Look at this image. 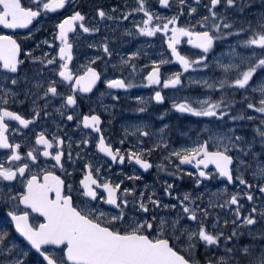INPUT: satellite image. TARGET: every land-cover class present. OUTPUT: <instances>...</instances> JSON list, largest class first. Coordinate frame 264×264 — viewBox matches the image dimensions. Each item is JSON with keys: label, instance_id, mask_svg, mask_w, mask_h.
Listing matches in <instances>:
<instances>
[{"label": "snow or ice", "instance_id": "obj_1", "mask_svg": "<svg viewBox=\"0 0 264 264\" xmlns=\"http://www.w3.org/2000/svg\"><path fill=\"white\" fill-rule=\"evenodd\" d=\"M157 4L175 10L163 15ZM49 14H56L51 38L25 45L23 52L16 36L0 31V264H264V0H123L96 6L91 16L74 0H0V25H32L28 36ZM119 32L142 38L159 34L166 48L152 58L147 51L152 44L145 40L122 53L110 47ZM84 34L100 35L99 41L85 43L101 51L74 68L73 46ZM185 43L199 51L184 48ZM218 44H227V63ZM114 53L110 74L107 64ZM141 56L147 64H138ZM96 61L105 65L99 71ZM173 63L175 70L162 74V66ZM140 70H146L141 83L154 91L132 97L139 104L154 100L158 110L163 89L170 88L182 93L178 100L169 97L172 109L211 118L188 129L179 147L165 138L168 124L155 127L140 120L113 142L105 137L97 111H77L83 94L94 88L119 101L113 90L133 87L127 76ZM200 73L209 75L194 79ZM192 84L220 94L185 92ZM236 104L243 110L235 112ZM167 111L158 114L165 117ZM55 117L54 130L43 126ZM68 122L80 130L77 138L61 133ZM30 127L39 129L34 143L26 135L16 138ZM156 149L164 155L155 167L169 177L158 184L132 183L140 179L138 173L119 167L113 178L91 159L103 153L111 158L108 169L127 160L147 171ZM187 165H195L188 174L197 187L179 190L171 178H180ZM225 208L230 219H223L222 228L216 210ZM245 234L247 243L241 239Z\"/></svg>", "mask_w": 264, "mask_h": 264}, {"label": "flooded vegetation", "instance_id": "obj_2", "mask_svg": "<svg viewBox=\"0 0 264 264\" xmlns=\"http://www.w3.org/2000/svg\"><path fill=\"white\" fill-rule=\"evenodd\" d=\"M75 3L82 6V10L87 11L89 13V16L92 15L94 8L96 6H104V7H110L112 4H123V0H74ZM131 2V0H129ZM156 8L158 11H160L163 15H171L172 12L175 10L169 9L165 10L161 7V5H156ZM57 14L61 15L63 14L62 10H57ZM139 19V17H137ZM56 20V14H49L44 20L40 21V23L43 24V27L39 31H33L31 36H28V32L32 30V25L28 26L27 28H18V29H5L4 26L0 25V31H6L8 34H12L17 37L18 42H21V49L23 52V49L25 45L27 46H33L36 40H41L42 38H51V25ZM37 21H33V24H36ZM127 26V25H125ZM101 32L104 33L103 26H101ZM108 35H112V33H106ZM71 35V34H70ZM117 41L114 43H110V47L118 48L122 53L126 52L130 49H135L138 47H142L145 43V40H148L150 42H157V37L155 38H142L138 36H132L128 37L126 33L119 32L117 33ZM122 37V39H121ZM99 41L100 35L98 34H84L79 38L78 43H74L73 51V62L71 64L72 67H76L78 63H84V57L86 55H98L101 50L99 49H93L86 46V41ZM124 41H127L125 43ZM184 47V46H183ZM150 49H147V51L150 54ZM116 55L114 53L115 58ZM23 58V56L21 57ZM110 58L107 64V70L111 74L113 72V69L110 68L111 65V59ZM156 58V57H152ZM116 59V58H115ZM138 64H147V58L144 56H141L138 59ZM98 67V71L101 70L102 67L105 65L102 64L101 61H96V64L94 66ZM151 66L149 65V68ZM163 69V68H162ZM146 70H140L138 71L135 76H127V79H131L133 82V87L129 89H114L116 96L120 97L119 101H115L112 96H100V91L93 89V93L89 94H83L85 99L81 102L79 108L77 109L78 112L83 113L89 110V108H93L95 111H97L101 117V129L105 135L106 138L111 137L113 139V142L115 140H118L123 135V129L128 124H135L138 123L140 120L147 119L150 122H152L155 127H157V108H156V102L153 100L151 103L147 105H141L139 102L132 99V97L140 95L143 97H149L151 96L152 92L154 91V86L148 85L146 82L141 83V73L145 72ZM106 87L105 85H101L100 89L103 90V88ZM164 93V91H163ZM91 101V102H90ZM167 104V101L165 102ZM103 105L104 107L108 108V111H104V107H101ZM13 107L16 110L21 111L22 113L27 110V105L23 106H16L13 105ZM136 107H146L147 111L144 113L133 111ZM55 115V114H54ZM56 122H59V117H55V120L49 119L46 124H43L44 127L49 128L50 130H54L56 128ZM22 129L24 126H20ZM83 127V126H81ZM174 127V121L171 122L170 127L168 130ZM39 130L38 128L33 129L32 127L26 129L23 133L16 134V138L20 139L22 136L26 135L27 140L30 143H34V131ZM61 133H67L68 136H72L73 138H77L81 133L80 130L75 128L74 122H68L64 127L60 129ZM47 134V133H46ZM11 138V136H10ZM131 138V130H129V139ZM133 143H135L133 141ZM150 143V141H146V144ZM119 146V145H114ZM127 141L124 145L126 148ZM24 144L21 145L22 150H24ZM90 151L93 153H98L97 149H92L90 146ZM159 151L158 149L153 150L152 154L149 159L153 161V167L149 170V172H143L141 169H138L134 163L128 162L127 160L123 165H120L119 162L112 163V168H107V163L111 162V158H105V154L99 153V155L93 154L91 156V159L93 161H100L102 165V169L109 171L113 174V178H115L116 175H119V172L117 171L118 167L122 168L124 172L128 173L129 175L132 174L133 171L137 172L140 176V179L132 181V183H135L137 185H141L144 183H159L160 180H162L159 177H162L161 174L157 171L155 165L157 164L158 158H159ZM104 155V156H103ZM190 171L186 170L185 172L181 173L180 178H171L175 179L176 184H178V187L182 190V188H187L189 184L190 176L188 173ZM59 174V173H58ZM123 187V185H122ZM0 213H4L3 206H0Z\"/></svg>", "mask_w": 264, "mask_h": 264}, {"label": "rangeland", "instance_id": "obj_3", "mask_svg": "<svg viewBox=\"0 0 264 264\" xmlns=\"http://www.w3.org/2000/svg\"><path fill=\"white\" fill-rule=\"evenodd\" d=\"M256 2H257V4L259 3V0H256ZM231 42V41H230ZM230 42H228V43H230ZM154 47L156 48V50H157V54L158 53H160L161 52V50H162V48H164V45H162L161 44V42H156L155 44H154ZM224 47V48H223ZM220 46L219 44L217 45V51H220L221 49H223L224 51H225V56H224V59L222 60V63H227V60H228V56H229V54H228V52H227V44H225L224 46ZM116 58V57H115ZM115 58H113V59H111V65H112V63L115 61ZM111 65H110V68H112L111 67ZM167 69H170V70H173V68H172V66H170V67H168ZM167 69H166V72H167ZM218 71L219 70H217V74H218ZM200 78V76L199 77H195L194 76V79H199ZM184 79H186V77L184 78ZM196 85H200V84H192V86H196ZM184 91H185V89H184ZM166 93H167V97L169 98V97H172V98H176L177 100L179 99V98H181L182 97V93L181 92H174V91H172L170 88H166ZM169 101H170V103L168 104V106H169V109H164L163 107H161V106H159V108H158V111L159 112H163V111H165V110H168L166 113H171V100L169 99ZM172 110H174V111H177V110H175V109H172ZM178 112V111H177ZM182 114H184V113H182ZM158 116H159V114H158ZM159 118L161 119V121L162 122H164V118L163 117H160L159 116ZM229 126L231 125V124H228ZM241 126V124H240V122H237V127H240ZM245 128H248V125L245 123L244 125H243ZM250 130V129H249ZM185 143V142H184ZM183 143V144H184ZM229 190H235L234 188H231L230 187V189ZM209 219H211V217H209Z\"/></svg>", "mask_w": 264, "mask_h": 264}]
</instances>
